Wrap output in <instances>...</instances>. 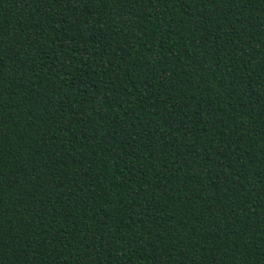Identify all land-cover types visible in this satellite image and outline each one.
<instances>
[{"label": "trees", "instance_id": "obj_1", "mask_svg": "<svg viewBox=\"0 0 264 264\" xmlns=\"http://www.w3.org/2000/svg\"><path fill=\"white\" fill-rule=\"evenodd\" d=\"M0 264H264V0H0Z\"/></svg>", "mask_w": 264, "mask_h": 264}]
</instances>
